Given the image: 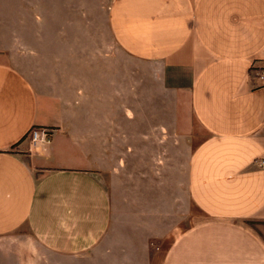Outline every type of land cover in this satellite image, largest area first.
Segmentation results:
<instances>
[{"label":"crops","instance_id":"obj_1","mask_svg":"<svg viewBox=\"0 0 264 264\" xmlns=\"http://www.w3.org/2000/svg\"><path fill=\"white\" fill-rule=\"evenodd\" d=\"M37 2L0 0V239L19 235L55 255L100 251L110 264H150L147 242L156 237L171 239L156 253L159 264H264V0H61L62 38L80 42L62 55L73 70L103 71L83 64L86 57L118 53L158 64L164 85L187 92L205 133L189 157L185 194L158 186L147 198L138 197L144 186L108 184L96 171L98 127L78 121L101 115L65 111L74 98L78 111L99 104V79L84 74L62 82L61 92L52 83L45 95L62 106L41 109L33 82L10 58L29 43L16 32L28 14L38 21ZM45 3L48 12L57 8ZM48 12L42 22L55 24ZM93 25L102 30L91 34ZM33 127L51 131L43 152L28 150ZM190 206L196 214L184 212Z\"/></svg>","mask_w":264,"mask_h":264},{"label":"rangeland","instance_id":"obj_2","mask_svg":"<svg viewBox=\"0 0 264 264\" xmlns=\"http://www.w3.org/2000/svg\"><path fill=\"white\" fill-rule=\"evenodd\" d=\"M21 1L25 6L27 0ZM33 1H38L37 5H43L37 11L39 22L33 15L28 14L26 19L29 22L23 24L25 17H21L23 25L20 33L17 30V37L29 34V43L25 41L26 47L15 51L22 56L10 58L21 64L23 73L33 82L39 107L53 109L62 106L60 99L54 102L45 95L51 91L52 83L58 86L54 89L61 92L63 89L67 90L62 88V82L74 84L84 74L90 79H99V104L87 103L79 112L74 98L71 105L75 108L65 107L68 114L77 115L76 117L78 114L79 117L101 115L95 120L78 121L90 127L94 124L98 127L96 140L101 141L102 146L101 165L96 169L99 176L108 184L115 181L123 185V188L132 181L144 186L146 192H139L138 197H156L158 191L153 190H158V186L161 189L164 187L168 196L175 193L176 189L184 195L189 157L205 137L191 114L187 92L164 85L158 64L139 61L120 53L108 58L86 57L83 64L98 66L99 69L101 66L103 71L83 72L77 68L73 70L71 63L74 61L62 55L77 48L80 42L62 38L60 30L64 25L62 20L65 14L60 7L61 0H54L57 8L49 12L45 7L46 0ZM25 10L22 9L23 12ZM47 12L54 16L55 24L49 25L46 19L42 22L41 17ZM74 17L77 20L78 15L74 14ZM18 20L15 19L17 22ZM2 28L1 25V30ZM101 30L100 25H93L90 31L94 34ZM87 44L91 48L95 42L90 40ZM7 59L5 52L1 51V62H6ZM115 82L118 88H115ZM139 209L143 210L144 207ZM188 211L196 214L193 206L184 212ZM198 219H201L199 214ZM122 235L125 236V232ZM170 240L161 243L156 237L148 239L147 261L150 264L152 257L156 258L152 264H159L156 253L163 250ZM0 264H110V260L100 251L97 254L88 252L77 256L55 255L46 249L33 246L27 238L12 235L0 239Z\"/></svg>","mask_w":264,"mask_h":264},{"label":"built area","instance_id":"obj_3","mask_svg":"<svg viewBox=\"0 0 264 264\" xmlns=\"http://www.w3.org/2000/svg\"><path fill=\"white\" fill-rule=\"evenodd\" d=\"M264 25V22H263ZM261 78L264 83V70L261 73ZM51 131L44 127H33L29 132V152L38 150L39 152L45 151L46 147L51 142ZM264 166V161L261 162Z\"/></svg>","mask_w":264,"mask_h":264}]
</instances>
